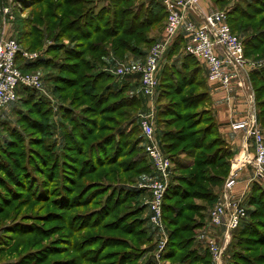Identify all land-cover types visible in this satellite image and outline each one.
<instances>
[{
  "label": "trees",
  "instance_id": "1",
  "mask_svg": "<svg viewBox=\"0 0 264 264\" xmlns=\"http://www.w3.org/2000/svg\"><path fill=\"white\" fill-rule=\"evenodd\" d=\"M91 1L31 0L28 8L31 9L33 17L27 20L25 25L42 23L46 29L44 35L46 38L51 36L55 29H57L55 40L69 35V40L76 47L72 50L64 49L68 60L60 68L62 76L58 78L59 84L55 86V92L59 99L69 100L71 105L88 101L90 106H85L84 109L87 110L86 114L94 116L83 117L81 120L75 118L76 115L72 113L71 108L67 106L60 108L62 119L60 128L64 142L62 154H55L56 142L47 146L53 150L50 155L48 154V158L45 152L31 153L32 158H29L21 152L16 154L17 149L11 148L10 156L7 152L3 153L4 162L0 160V172L7 173L5 161L18 168L20 163L17 161L23 159L25 166L22 168V177L28 181L33 179L34 182H38L39 180L34 178L50 172L44 174L42 171L51 163L49 169L53 171L52 173L57 168L64 173L62 180L65 179L67 184L62 187L68 191L73 187L74 178H84L96 171L92 167L93 160L95 161L93 151L96 149L98 175L100 174L103 179L117 180L120 176H131V179H134L153 172L150 161L139 147L142 138L139 137L138 128L134 127L125 134H119L118 131L122 118L130 111L139 109L140 100L136 96H125L126 87L113 85L112 77L104 73L87 77L81 69L86 67L89 70L93 67V62L89 64L86 53L95 56L98 64H102L110 52L119 60L125 59L124 56L127 54L135 58L144 56L146 50L159 40H155L150 34L153 30L160 31L164 27L165 9L160 0L150 1L148 5L138 4L139 0H107V4L98 10L89 8ZM227 1L213 0L217 5H224ZM227 22L232 33L244 34L242 43L245 57L264 58V0L245 3L244 8L234 6L228 14ZM33 33L42 36L41 31L32 28L30 32L22 33L20 42L23 37L28 38ZM184 45L185 39L179 36L164 56H167L169 61L180 49L183 50ZM16 63L23 73H29L34 69L29 68L19 54ZM248 77L255 93L257 119L264 131V67L249 69ZM158 78L159 86L155 101L156 124L160 127L159 143L175 164L176 170L183 172L171 178L163 197L162 219L170 228L166 255L171 259H177L179 264H203L210 258L207 253L201 254L194 248L193 232L204 224L192 220L191 215L198 211V207L190 200L198 198L210 203L215 199L213 187L222 186L228 175L229 161L233 153L218 130L213 112L208 108L210 95L201 62L183 55L179 65L164 64L159 70ZM72 89L74 91L69 95ZM22 93L28 95L27 101L33 103L35 114L51 116L49 103L42 99L41 102L34 100V90L21 88L18 96ZM63 94L64 97L61 96ZM43 106L46 109L41 112ZM64 121L74 124L72 131L68 130ZM23 123H26L38 137L52 134L48 121L42 123L27 118ZM96 133L98 139L95 140L92 137H95ZM102 133L105 134L101 136ZM14 136L21 145L22 137L18 134ZM8 182L10 185L24 187V183L13 178ZM2 183L5 184L6 181L0 178V187L6 191ZM102 189L98 186V197H102L109 189L110 192L104 200L98 201V229L116 232L126 229L127 232H124L128 237L136 238V242L145 241L143 220L140 218L145 208L136 206L130 212L120 215L118 213V210L129 201L134 202L142 190L115 191L107 188L102 192ZM249 190L247 203L253 206L254 210L247 215L246 219H249L247 222L246 219L241 222L233 236L230 264H264V191L257 182H252ZM17 193L21 194L13 193L9 189L6 196L0 194V216L8 213L11 203L21 199L17 198ZM78 196L77 194L73 201L76 202ZM63 198L68 201L64 194ZM20 203H24V200ZM17 209L18 207H15L10 212L14 213ZM13 215L15 216L16 212ZM110 217L109 222H104ZM17 228L18 224L7 228L9 237L17 235L15 232ZM5 243L2 244L3 247L6 246ZM102 245L106 249L109 247L122 249L108 252L104 256L112 255L113 259L102 262L128 264L131 261L136 262L141 255L131 242L123 238H104L101 240ZM44 251L40 248L33 252L34 254H29L24 261L37 264V261L43 258ZM30 255L36 256L30 258ZM22 260L20 257L17 262L7 264H18ZM85 264L92 262L86 261Z\"/></svg>",
  "mask_w": 264,
  "mask_h": 264
},
{
  "label": "rangeland",
  "instance_id": "2",
  "mask_svg": "<svg viewBox=\"0 0 264 264\" xmlns=\"http://www.w3.org/2000/svg\"><path fill=\"white\" fill-rule=\"evenodd\" d=\"M150 1L156 0H139L137 3L148 5ZM253 1L254 0H228L224 5H217L213 2V0H208L206 5L210 10L224 11L228 18V14L234 8V6L244 8L245 3ZM30 2L31 0H1L2 4L10 8V13L13 17L6 24V34L8 37L20 42V36H22L23 32H30L32 28L41 31L42 36L33 33L28 38L23 37V40L19 44L22 51L27 52L28 54H35L36 56L31 60H22L24 63L29 65V68H34L31 69L29 73L36 75L40 80L41 89L34 90V100L36 102H41L40 99H42L49 103L51 116L48 117L44 116V114H35L33 103L27 101L28 95L26 96L24 93L18 96L15 102L7 106L0 113V160L2 162H4L3 153L7 152V154L10 156V150H12L11 148L17 149L16 154L21 152L24 156L26 155L29 158H32L30 157L32 156L31 153L45 152L44 154L48 158L53 150L47 146L52 142H56V148L54 149L55 154H62L64 142L60 128L62 121L60 108L66 106L71 108L72 113L76 115L75 118L77 117L79 119L83 117L91 118L94 116V114H86L87 110L84 108L85 106H90L88 101H80L71 105L69 100H61L56 94L55 86L59 84L58 78L62 76V74H60V68L66 62V60H68L65 56L67 52L64 49L72 50L76 46L69 40V35L62 39L55 40L54 35L57 33V29H55L51 36L46 38L44 36L46 29L42 23H34V25L26 26V21L32 19L33 17L31 9L28 8ZM106 4L107 0H92L89 8L98 10ZM161 31L162 30H153L150 35L158 38L157 36L160 35ZM234 34L238 35L241 41L243 40V33L238 32ZM156 38L155 40H157ZM94 57L95 56L92 54L86 53V58L89 60V64L93 62V67L89 70L86 67H82L81 70L83 73L87 74V77H95L99 73H104L105 75L112 77L114 82L113 85L126 87V91L124 93L125 96H133V94L128 90L129 83L125 81L124 78H118L112 73L117 63H138L135 60L133 61L128 59L132 58L133 56L127 54L124 56L125 59L119 60L118 57L116 58V56L110 52L108 58L105 59L102 64H98V60H95ZM245 59L250 63L256 64L255 66L247 67L248 70L251 68L264 67V58L257 59V57H255L254 59L252 57H245ZM247 78L252 89L254 108L257 117L258 109L256 106L255 93L253 87L250 84L249 77ZM73 91L74 89L69 91V95H71ZM61 96L64 97V94ZM155 99L156 98L154 97V101ZM154 105L157 114L156 101L154 102ZM45 109L46 107L43 106L41 112H44ZM140 109L141 106L138 110L130 111L129 114L122 118V124L118 129L119 134L128 133L132 130V128L137 127L139 130V137L142 138L138 125V115L143 113ZM27 118H32L33 120H38L42 123L48 121L52 129V134L49 135L50 137L44 134L38 137L36 133L27 126L26 123H23V121ZM64 123L68 130L72 131L74 124H71L68 121H64ZM155 126L156 135L159 137L160 127H158L157 124H155ZM15 134H18L20 137H22L23 143L21 145H19V142L15 140ZM103 134L105 133H102L101 136ZM116 135L118 137V134ZM95 137L92 138L95 140L98 139V133L95 134ZM39 138H41L40 141L37 140ZM89 144L90 142L87 143L88 146ZM139 147L142 152L145 153L142 143L139 144ZM97 153V149L93 151V157L95 161L93 160V166L91 165L94 169H96V171L92 175H87L84 178H74L73 187L68 191L62 187L63 185L66 186L65 184H67L65 183V179L62 180L64 173H62L58 168L56 171H54V173H52L53 171L51 172L49 169L51 163L48 164L47 169L45 167V171H42L44 174L47 171L50 172H47L43 176L38 175L34 179L39 181L34 182L33 179L32 181H28L21 175L22 168L25 166L23 159L17 161L20 163V167L18 168L5 161V169L7 170V173L0 172V178L6 181L5 184L2 183L5 185L6 191L1 186L0 194L4 197L6 196L7 191L10 189L13 193L21 192V194L17 193V198L21 197V199L17 201L15 200V202L11 203L8 213L0 216V264L12 262L15 263L20 257L23 260L21 262L19 261L20 263L18 264H29L26 263L24 259L27 258L29 254H34L37 252V250L40 248L45 251L43 253V258L40 261H37V264H58L55 262H59V264H85L86 261H91L92 264H113L111 261L102 262V260L113 259L112 255L104 256L108 252L122 250L115 249L113 247L106 249V247L103 245L101 246V240L110 237L126 239L131 242L135 249L140 251V258L136 262L131 261L128 264H145L147 262H152V264H179L177 259H171L166 255L168 251L167 244L170 228L163 222L162 219L163 233H160L149 222L147 201L150 199V194L148 191V186L154 179V172L148 175L135 177L134 179H131V176H120L117 180L103 179L100 174L98 175V158L96 157ZM163 154L169 158L166 152L163 151ZM182 173V171L176 170L175 164H173L171 161L170 179L168 184L170 183L173 176H178ZM10 178L24 183V187H19L13 184L10 185L8 182V180H11ZM240 181L243 182L244 180L240 179ZM244 185L245 184L243 183V186ZM98 186L103 188L102 192L106 191L107 188L115 189V191H119V189L142 190L141 195L137 197L134 202L129 201L118 210V213L120 215L127 211L130 212L136 208V206H143L145 208L140 215V218L143 220L145 241L136 242V238L128 237V235L125 233L127 232L126 229H122L121 232L112 230L110 231V229H98V201L104 200V198L110 192L109 189L106 194L102 195V197H98ZM204 186L206 188V185ZM222 186L219 185L213 187L216 197L210 203L198 198L190 200L193 205L198 207V211L191 215L192 220L196 223L203 222L204 224L202 227L194 230L193 232L194 248L197 249L201 254L207 253L210 258L209 261L206 260V263L203 264H215L211 254L208 251L207 239L215 238L219 244H222V230L214 234V228L210 227L208 219L210 210L219 201ZM250 186L245 191V197L243 200L244 206L247 210V215H249V213L254 210V207L247 203ZM260 188L264 191L263 185H260ZM204 191H206V189ZM63 194L66 196L68 201L64 199L65 197L63 198ZM77 194L79 196L75 202L73 201V198ZM23 200L24 203L21 204L20 202ZM15 207H18V209L15 211L16 215L14 216L13 214L15 212L12 213L10 211H12L11 209ZM110 220L111 217L106 219L104 222H109ZM248 220L249 219L247 218L245 222ZM14 224H18V228L15 231L17 232V235L15 234L14 236L11 235L12 237H9L10 235L7 233L9 229L7 228L13 226ZM236 231L237 229L231 234L229 242L227 243L223 252L222 264H230L231 262L230 248L233 244V236ZM3 243L6 244L5 247L2 245ZM35 256L36 255H30L29 257L31 258ZM157 257L159 258V263H157ZM30 263L32 264V262Z\"/></svg>",
  "mask_w": 264,
  "mask_h": 264
},
{
  "label": "built area",
  "instance_id": "3",
  "mask_svg": "<svg viewBox=\"0 0 264 264\" xmlns=\"http://www.w3.org/2000/svg\"><path fill=\"white\" fill-rule=\"evenodd\" d=\"M207 1L160 0L166 12L161 37L150 46L142 62L117 63L112 73L121 79L137 76L140 93L149 99L148 110L138 115V125L143 149L154 172V179L148 186L149 222L160 233H163L162 202L171 170V161L163 154L155 131L154 97L159 86L158 73L163 56L175 40L183 36V54L201 62L208 82L221 86L226 92L234 85L243 89L247 105L245 117L231 124V130L244 133L241 149L229 161L221 196L208 218L210 227L222 230V244L215 238L207 239L214 263L222 264V255L231 234L247 217L243 203L245 191L252 182L264 186V131L256 117L252 89L246 78L247 67L256 64L245 59L243 43L238 35L231 32L226 13L208 9ZM12 18L10 8L0 0V113L17 100L19 89H41L36 75L23 73L17 66L18 54L29 60L36 56L22 51L18 42L7 36L6 24ZM246 169L250 172L247 187L237 193L240 174Z\"/></svg>",
  "mask_w": 264,
  "mask_h": 264
},
{
  "label": "crops",
  "instance_id": "4",
  "mask_svg": "<svg viewBox=\"0 0 264 264\" xmlns=\"http://www.w3.org/2000/svg\"><path fill=\"white\" fill-rule=\"evenodd\" d=\"M203 7L205 8L206 5H203ZM162 31L160 35L157 36L158 38L156 37L154 38L159 39V37L162 34ZM147 51L142 57H138V58L132 57L128 59L141 62L144 60L147 54ZM183 55H184L183 50L180 49L179 53L177 55H174L169 61L167 60V56H163L160 62L159 70L166 63L173 64V65H179L181 62V57ZM202 69L204 71V78L206 79V84H207L209 95H210V103L208 105V108L213 112L214 118L218 125V130L221 136L224 138V140L228 144L231 152L233 153V155L237 154L241 149L244 133L242 131L231 130V124L245 117V114L247 111V105H246V99L244 96V91L243 89H239L235 87L234 85L228 92H226L225 90H223L221 86L208 82L207 77H206V70L203 65H202ZM247 77H248V70H246V78ZM124 80L129 83L128 84L129 92L132 93L133 96H136L140 100L141 112L143 113L146 112L149 107V99L140 93L139 78L137 76H131V77L124 78ZM249 177H250V172L247 169L241 172L240 179L244 181L242 182L239 179L237 188H236L237 193L241 192L245 187H247ZM243 183L245 184L244 186H243ZM220 231L221 229H214L213 233L216 234L217 232H220Z\"/></svg>",
  "mask_w": 264,
  "mask_h": 264
}]
</instances>
